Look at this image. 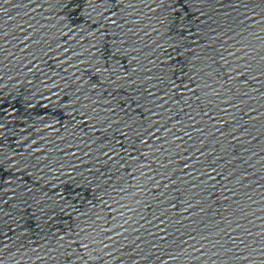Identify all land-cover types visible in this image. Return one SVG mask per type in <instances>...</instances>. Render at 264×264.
Listing matches in <instances>:
<instances>
[{
    "label": "water",
    "instance_id": "water-1",
    "mask_svg": "<svg viewBox=\"0 0 264 264\" xmlns=\"http://www.w3.org/2000/svg\"><path fill=\"white\" fill-rule=\"evenodd\" d=\"M0 264H264V0H0Z\"/></svg>",
    "mask_w": 264,
    "mask_h": 264
}]
</instances>
